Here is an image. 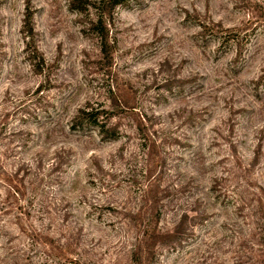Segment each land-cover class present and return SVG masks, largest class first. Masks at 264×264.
<instances>
[{
	"label": "rangeland",
	"instance_id": "374dc122",
	"mask_svg": "<svg viewBox=\"0 0 264 264\" xmlns=\"http://www.w3.org/2000/svg\"><path fill=\"white\" fill-rule=\"evenodd\" d=\"M88 1L78 13L72 0H0V169L17 172L25 198L34 200V220L52 223L56 240L73 237L112 253L123 234L117 223L137 204L138 188L128 181L144 159L135 117L111 121L122 133L116 143L69 126L81 107H109L116 96L154 114L166 142L164 185L179 183L176 172L204 168L199 186L219 177L263 202L264 83H253L264 73V0H126L100 30L91 25L96 2ZM228 36L237 42L222 44ZM5 188L0 183L2 195ZM213 196L200 203L213 216L197 227L201 240L208 229L221 234L223 214L232 216L228 203L212 207ZM181 198L190 201L189 193ZM109 205L118 210L107 213ZM172 219L165 211L160 228Z\"/></svg>",
	"mask_w": 264,
	"mask_h": 264
},
{
	"label": "trees",
	"instance_id": "16d2710c",
	"mask_svg": "<svg viewBox=\"0 0 264 264\" xmlns=\"http://www.w3.org/2000/svg\"><path fill=\"white\" fill-rule=\"evenodd\" d=\"M125 1L95 0L97 15L91 23L92 27L100 30L108 22L107 12ZM90 2L72 0L71 9L82 13L91 5ZM30 19L31 15L26 14L24 29L29 36L32 34ZM100 37L101 52L106 56V41L103 35ZM229 42L235 43L237 39L234 36L222 39V44ZM262 83L264 73L253 85L258 87ZM112 102L114 104L109 107L103 104L81 107L69 126L74 132L86 128L96 131L101 142L116 143L122 133L111 125V121L118 114L135 117L131 127L144 159L141 166H135L130 171L128 181L138 188L137 204L117 223L123 234L111 243L114 246L112 253L103 250L98 254L91 249V245L80 247L74 243L73 237L56 240V235H50L52 223L44 225L39 217L34 220V200L32 197L25 198L24 186L17 180V172L7 173L0 169V183L6 187L3 195L0 191V264H102L106 254L109 255L107 264H264V201L255 194L239 190L238 193L219 177L209 181L204 179L199 186V178L205 175L204 168L200 172L190 171L184 175L176 172L179 183L175 187L164 185L165 173L161 169L164 161L159 150L166 142L163 133L155 129L154 114L141 112L117 96ZM131 159L136 163V157ZM188 193L190 201L183 205L181 197ZM243 193L252 203L243 199ZM208 195H214L211 198L214 201L212 207L222 201L223 204L228 203L227 207L222 206L224 212L228 208L233 210L231 217L223 214L224 219L218 225L221 234L215 228L208 229V238L201 240L196 235L197 227H206L213 217L208 212V205L200 206ZM104 209L107 213L118 210L110 205L104 206ZM165 211L173 215L172 223L160 228ZM96 220L102 219L98 216ZM114 224L115 221H108V225ZM189 242L194 245L186 248ZM226 244L228 246L223 249Z\"/></svg>",
	"mask_w": 264,
	"mask_h": 264
}]
</instances>
